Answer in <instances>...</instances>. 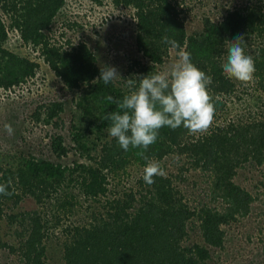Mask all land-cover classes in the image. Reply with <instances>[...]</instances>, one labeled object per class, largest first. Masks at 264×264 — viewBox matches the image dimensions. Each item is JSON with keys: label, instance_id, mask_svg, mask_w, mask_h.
Returning <instances> with one entry per match:
<instances>
[{"label": "trees", "instance_id": "16d2710c", "mask_svg": "<svg viewBox=\"0 0 264 264\" xmlns=\"http://www.w3.org/2000/svg\"><path fill=\"white\" fill-rule=\"evenodd\" d=\"M86 2L102 7L111 2L116 9L134 11L137 49L150 64L136 62L128 77L157 72L172 49L162 42L165 35L178 42L177 50L185 48L192 62L212 77L207 90L216 109L213 122L202 134H190L183 126L175 130L161 128L145 155L159 165L172 158L177 174L156 176L152 185H147L142 175L129 190H110L112 181L126 174L129 165H146L137 155L144 150L130 147L124 151L109 136L110 121L104 119L107 113L117 110L105 97L122 100L130 90L116 81L107 85L97 81L101 68L86 42L71 46L70 41L53 39L52 25L67 0H0V89L16 91L41 70L35 58L7 47L10 33L16 34L21 47L39 52V60L58 77L59 87L76 98L82 126H73L72 142L82 156L86 154L84 157L92 160V165L75 164L71 169L39 158H29L15 168L1 167L0 184H7L11 178L8 191L14 192L0 195V252L7 250L12 256H20L22 264H46V241L61 228L65 237L64 264H208L212 252L225 245V229L248 216L255 201L248 190L236 183L238 171L246 165L264 166L263 120H230L222 125L217 122L228 112V99L241 101L240 81L226 78L222 71L227 47L238 35L244 36L242 47L255 63V73L248 82L264 91V0L229 8L217 21L205 16L202 30L193 35L186 32L184 10L180 9L182 0ZM64 106L63 102L41 105L34 118L40 122L44 112L45 123L49 124L63 113ZM90 134H95L98 141L107 139L98 158L90 156ZM52 153L57 158L67 156L62 137H53ZM192 169L206 178L209 195L219 207L202 204L192 209L185 201L176 182H185L182 173ZM71 189L78 191L79 196L71 194ZM28 200H33L38 208L30 213H14ZM81 201L103 206L89 221L65 226L64 219L73 216ZM48 205L56 209L54 221L41 210ZM4 223L6 238L2 234ZM18 223L20 230H13ZM190 226L199 231L202 244L185 246Z\"/></svg>", "mask_w": 264, "mask_h": 264}, {"label": "rangeland", "instance_id": "374dc122", "mask_svg": "<svg viewBox=\"0 0 264 264\" xmlns=\"http://www.w3.org/2000/svg\"><path fill=\"white\" fill-rule=\"evenodd\" d=\"M251 1L182 0L183 5L180 9L184 10L182 17L185 19L186 32L188 35H193L202 30V20L205 16H210L217 21L227 9L245 6ZM95 4L86 0H67L66 7L55 19L51 29L52 37L62 42L64 38L74 45L86 42L94 52L99 68L115 67L121 76L116 83L125 90H130L126 85V79L131 77H128L130 69L139 61L145 65L150 64L137 49L134 35L136 27L134 11L125 7L116 9L111 2L108 7ZM105 4L108 3L105 2ZM2 18L5 24L9 25L4 15ZM74 24L78 26L70 28V25ZM21 46L16 34L10 33V42L7 43V47L20 55L25 54L31 59L35 58L40 63L41 70L34 79L17 88L16 91L5 92L0 89V168H15L29 158L48 160L70 169L75 164L92 165V160L87 156L84 157L86 154L82 156L72 142L73 126H82L79 121L81 112L76 106V98L72 93L59 87L58 77L44 66L43 61L39 60L41 56L39 52H32L29 47ZM181 51L185 52V48ZM179 52L180 50L170 49L168 57L164 58V63L158 65L157 72L165 71L171 63L175 62ZM239 83L241 86L238 87V94L241 101L233 100L232 97L228 99V112L217 121L219 125L230 120L241 119L264 121V91L257 90L252 82ZM51 102H63L65 104L63 113H60L51 123L46 124V114L43 112L41 121L37 122L34 114L39 110V106ZM6 124H10L14 129L12 135L5 130ZM56 136L63 138L64 146L66 145L68 149L65 157L57 158L52 153V139ZM88 137L90 156L98 158L101 147L107 139L98 141L95 134H90ZM174 163L172 158H167L160 164L163 169L165 168L166 175L177 174L178 167L174 166ZM180 165L183 166V163ZM143 169L137 164L129 165L126 174L122 173L112 181L110 190L133 188L136 186V181L143 175ZM182 174L186 181H178L176 186L182 191L185 201L192 209H197L202 204L212 207L220 206L218 202L212 201L208 191L209 185H206V178L200 171L192 169ZM109 179L113 178L110 176ZM235 181L248 190L255 197V201L252 203L248 216L239 218L238 222L225 229L227 233L225 245L222 249L212 252V259L208 264H264V166L257 168L246 165L238 171ZM69 192L79 196L75 189ZM102 206L101 203L81 201L73 216L64 219L65 226L89 221L91 215L97 213ZM34 208L37 209L38 206L33 200H28L27 205L17 208L14 213H30ZM52 208L48 205L41 210L46 212L47 219L54 221V215L57 213L56 209ZM6 224H3V235L7 230ZM17 225L13 230H20L19 223ZM197 226L196 224L195 227ZM198 232L190 226V236L184 241L185 246L202 244ZM6 235L3 238H6ZM9 241L12 240L9 239ZM64 241L65 237L61 228L56 229L55 234L46 241V264H64ZM0 264H22V259L18 255H10L5 250L0 252Z\"/></svg>", "mask_w": 264, "mask_h": 264}, {"label": "clouds", "instance_id": "9594fccd", "mask_svg": "<svg viewBox=\"0 0 264 264\" xmlns=\"http://www.w3.org/2000/svg\"><path fill=\"white\" fill-rule=\"evenodd\" d=\"M62 39L63 43L68 41ZM244 41L242 34L232 40L227 47L222 71L226 78L246 83L253 78L255 63L250 55L245 54L242 47ZM162 42L172 49L179 48L178 42L167 35ZM120 77L115 67L104 66L97 81L102 80L107 85ZM211 83L212 77L192 62L190 54L180 51L175 62L165 71L127 78L126 85L130 91L122 100L111 95L105 97L117 108L104 117L110 121L108 134L124 151L130 147L144 150L137 155L146 161L143 180L147 185L155 183L156 176H166L164 169L145 155L149 146L156 142L161 128L175 130L183 126L190 134H202L211 126L216 110L207 90ZM4 127L9 135L14 133L10 124ZM11 185V178L7 184H0V195H12L14 189L13 192L8 191Z\"/></svg>", "mask_w": 264, "mask_h": 264}]
</instances>
